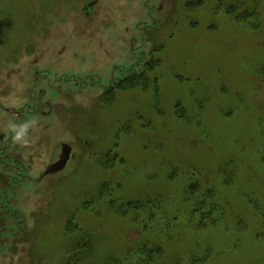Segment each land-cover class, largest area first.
<instances>
[{
  "label": "rangeland",
  "instance_id": "1",
  "mask_svg": "<svg viewBox=\"0 0 264 264\" xmlns=\"http://www.w3.org/2000/svg\"><path fill=\"white\" fill-rule=\"evenodd\" d=\"M94 1L0 0V264H264V0Z\"/></svg>",
  "mask_w": 264,
  "mask_h": 264
},
{
  "label": "trees",
  "instance_id": "2",
  "mask_svg": "<svg viewBox=\"0 0 264 264\" xmlns=\"http://www.w3.org/2000/svg\"><path fill=\"white\" fill-rule=\"evenodd\" d=\"M227 10H230L231 11L232 9L229 8ZM249 14L248 13H247V15L244 14L243 18H241V19L238 18V19L243 20V21H247L246 19L249 18L248 19L249 20V23L251 21H253V26H255V24H258V14L256 12V9L255 10L254 9L253 10L251 9V11L249 12ZM261 73H262V75H264V68L261 69ZM195 186L196 185L194 184V188H195ZM190 189H192V187ZM127 204L129 206H131V207H139L140 206V204L138 202L127 201ZM139 220H140V217H135V219H134V221L136 223ZM69 224L70 223H67L66 224V227H68L67 225H69ZM168 227H169V225H167V223H165L162 226L163 229H167ZM68 229H69V227H68ZM80 233H82V232H80ZM83 237H84V235H83ZM140 246L141 245L134 246V244H133V246H130V247H128L126 249V251H125L126 252V256L124 258L117 259V258H114V257H110V258L104 260L102 264H123V263H127V264H158L157 261L155 260V258L153 256H159V255H161V248L159 246H153V247H149L147 245H142V247H140ZM138 248L140 249V251L142 253H144V254H146L148 256V258H149L148 261L141 262L139 259L138 260H133V261L130 260L129 255H131L133 251L135 252ZM71 250L73 252L72 253L70 252V254L67 255V260H66L65 264H79V262H80L79 257H80V252H81L80 246H78V244H74L72 246V249ZM177 262L179 263L178 259H177ZM177 262L174 261V262H172V264H176ZM192 263H193V259L190 260V261H188V262H186V264H192Z\"/></svg>",
  "mask_w": 264,
  "mask_h": 264
},
{
  "label": "water",
  "instance_id": "3",
  "mask_svg": "<svg viewBox=\"0 0 264 264\" xmlns=\"http://www.w3.org/2000/svg\"><path fill=\"white\" fill-rule=\"evenodd\" d=\"M94 4H95L94 1L89 3L88 8H91ZM69 153H70V146L67 144H62L58 160L51 163L46 168L45 173L52 174L63 170L69 158Z\"/></svg>",
  "mask_w": 264,
  "mask_h": 264
},
{
  "label": "flooded vegetation",
  "instance_id": "4",
  "mask_svg": "<svg viewBox=\"0 0 264 264\" xmlns=\"http://www.w3.org/2000/svg\"><path fill=\"white\" fill-rule=\"evenodd\" d=\"M94 1V0H93ZM95 2V1H94ZM94 6V5H93ZM88 4L87 5H84L83 6V10L85 11V12H87L88 11ZM60 151H61V148H60ZM60 154V153H59ZM70 155H71V147H70V153H69V158H68V160L70 159ZM58 158H59V156H58ZM58 160V159H57ZM56 160V161H57ZM68 160H67V162H68ZM67 162H66V164H67ZM66 166V165H65ZM65 168V167H64ZM62 171V170H61ZM60 172V171H59ZM57 173V172H56ZM52 174H54V173H52Z\"/></svg>",
  "mask_w": 264,
  "mask_h": 264
}]
</instances>
